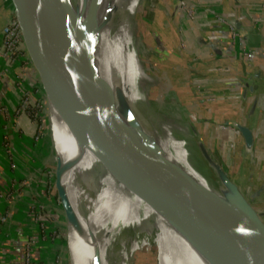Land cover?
I'll list each match as a JSON object with an SVG mask.
<instances>
[{
    "label": "crops",
    "instance_id": "crops-1",
    "mask_svg": "<svg viewBox=\"0 0 264 264\" xmlns=\"http://www.w3.org/2000/svg\"><path fill=\"white\" fill-rule=\"evenodd\" d=\"M182 2L192 7V17L181 7L175 11L176 0H160V17L149 20L150 46L176 80L178 100L211 158H215L212 159L236 183L253 208L264 213V0ZM225 21L239 25L251 49L250 60L232 40ZM25 69L32 74L29 67ZM5 82L6 86L11 85L8 80ZM0 94L9 95L10 103L13 102L10 89ZM226 121L251 129L254 141L250 152L245 151L243 138L235 128L222 127ZM2 130L7 134L8 145L13 138L11 146L24 167L17 170V165L11 162V175L16 176L18 171L21 175L14 188L15 179L5 172L7 161L2 160L0 151V194L4 200H0V264H57L56 254L66 255V241L60 240L56 233L55 218L51 220L46 214L54 203L46 197L42 183L36 182L39 164L32 167L26 154L19 155L24 148L21 131L11 125H3ZM0 149L4 150L1 143ZM27 174L34 178L31 185L34 197L30 191L23 189L20 194L18 190ZM34 203L44 207L39 219L32 212L36 210Z\"/></svg>",
    "mask_w": 264,
    "mask_h": 264
},
{
    "label": "bare ground",
    "instance_id": "bare-ground-1",
    "mask_svg": "<svg viewBox=\"0 0 264 264\" xmlns=\"http://www.w3.org/2000/svg\"><path fill=\"white\" fill-rule=\"evenodd\" d=\"M140 3L142 0H52L46 32L51 39L60 43L57 17L68 8L75 33L90 50L93 72L107 82L105 90L113 96V102L107 105L105 91L96 82L95 92L98 99L105 102L108 118L125 131H135L146 146L175 164L192 180L215 192L214 184L194 167L182 142L170 135L172 129L189 134L185 125L160 120V127L150 129L148 126L144 109L149 96L163 97L154 91L153 85L148 86L156 82L144 71L137 57L142 47L133 36L132 21L141 7ZM107 16L109 23H106ZM49 109L53 113L52 134L61 173V181L60 175H57L56 187L64 193V202L70 214L65 231L67 261L71 264H126L133 251L153 245L155 252L149 259L152 264H230L228 255L218 246L185 229L116 179L70 131L64 120L62 126L65 134H59L60 116H57L58 112L51 102ZM118 144L128 159L137 158V152L127 143L119 141ZM57 169L56 166V172ZM74 172L79 194L76 213ZM89 224L88 232L92 240L90 242L89 236L86 237L87 245L82 258L74 241ZM128 229L144 236L139 242L133 237L129 249L125 246L121 249L119 263L110 261V246L122 230Z\"/></svg>",
    "mask_w": 264,
    "mask_h": 264
},
{
    "label": "water",
    "instance_id": "water-1",
    "mask_svg": "<svg viewBox=\"0 0 264 264\" xmlns=\"http://www.w3.org/2000/svg\"><path fill=\"white\" fill-rule=\"evenodd\" d=\"M51 2L7 0L30 71L46 104L51 102L70 131L116 179L185 229L218 246L228 255L230 264H264V222L258 217H264V213L253 208L202 143L207 160L231 200L204 188L146 146L135 131H125L108 118L104 103H112L113 96L105 90L107 82L93 72L90 50L75 33L68 8L57 17L60 43L46 32ZM181 2L176 0L175 11ZM105 19L109 23V16ZM231 23L245 40L239 25ZM96 82L105 91L104 103L95 92ZM223 125L235 128L243 138L245 151L252 150L254 140L248 126L229 121ZM119 141L135 150L137 158L128 159ZM56 191L66 229L70 214L64 193L57 187Z\"/></svg>",
    "mask_w": 264,
    "mask_h": 264
},
{
    "label": "rangeland",
    "instance_id": "rangeland-1",
    "mask_svg": "<svg viewBox=\"0 0 264 264\" xmlns=\"http://www.w3.org/2000/svg\"><path fill=\"white\" fill-rule=\"evenodd\" d=\"M140 8L137 11L136 16L133 17L132 21V32L133 36L139 40L141 43L142 50H140L139 53H137V57L139 62L141 63L144 71L152 77V79L155 80L156 84L152 82V84H149L148 86L154 87V91L157 92L161 97L159 98L157 96H149L148 103L146 108L144 109L148 126L150 129H154V126L160 127L159 121L164 120L165 122H169L171 124H182L185 125L188 128L189 134H185L182 132H179L177 130L172 129L170 131V135L176 139V141H181L183 147L186 148V151L188 153V156L191 160V162L194 164V167L196 170L199 171L201 175L209 179L215 186L216 191L218 194L227 200H231L230 196L225 195L226 189L223 184L218 179L215 171L213 170V167L209 163V160H207L205 156V152L202 149L201 141L198 138V135L194 132L191 122L189 121L188 115L186 111L184 110L183 106L181 105V102L178 100V90L176 89V80L172 78L171 74L168 73V67L166 65H162L161 61L157 59V52L150 46L151 44V36L150 31L148 30V26L150 25V21L156 18V16L160 17L162 13V9L160 8V0H142V3H140ZM12 17L11 16V10L8 6L7 0H0V21H5L6 18ZM140 22H143L141 26H139ZM147 24H146V23ZM2 25V22L0 24V27ZM151 26V25H150ZM3 27V26H2ZM1 27V28H2ZM0 52H1V44H0ZM156 52V53H155ZM2 61V59L0 60ZM8 63L4 64V62H0V87L4 83L5 85H2L3 87L0 89L1 93L3 91H6L7 89H10L15 97L13 105H7L5 104L7 101V98L4 94V97L6 98L5 102L4 100L0 101V127H3V125H8V127L11 125L13 128L16 129V131H21L19 134H23V141L22 145L26 149H29L28 151H25L24 148L21 150L20 156H24V154L27 155V157L30 159V165L39 164V179L36 181L37 183L40 181L42 188L44 187L43 184H45L47 187L44 189V192L46 193V197L52 200L54 203L51 204L52 210L49 213H46L49 215L50 219L55 218L53 221L57 224L55 226L56 233L58 234V237L60 240H66L65 235V220L62 215V210L60 208L58 197H57V191H56V185H55V174L60 175V181H61V173H60V166H59V158H58V151L57 147H55V154H56V162H57V171H55L56 164L54 163V147H53V126H52V119L50 112V102L46 104L44 100V96L42 91L40 90L38 84L34 80V76L32 74H29V71L25 70V67H29V65H20L18 67L7 65ZM15 67V69H11ZM26 72H28V75H26ZM6 80H8L11 85L6 86ZM25 84V83H28ZM25 84V88L27 92H24L26 95L24 97L21 96L20 90H22L23 85ZM175 86V87H174ZM9 87V88H7ZM20 93V96H19ZM26 97H28L27 102L25 104L26 109L22 110L20 108V105H23L24 102L21 103V100H24ZM23 98V99H22ZM18 105V106H17ZM19 107V109H18ZM9 108V109H8ZM18 109V111H17ZM8 110V111H7ZM9 113V114H8ZM49 114V115H48ZM57 116H60L57 114ZM10 118V119H9ZM56 117H54L55 119ZM60 121V131H62L63 134H65L63 126H62V118L61 116L58 117ZM3 123V124H2ZM54 124V122H53ZM3 130L0 129V132ZM159 131L163 133V130L159 128ZM31 132V133H30ZM17 133V132H16ZM31 134V135H30ZM13 136V135H12ZM11 136V137H12ZM11 141H14L13 138H11ZM9 141V139H8ZM10 144H7V147L4 150L0 149L2 153V160L7 161V167L5 168V172L7 175L13 179H15V185L14 188H17V183L21 177L19 174V171L17 172V175L14 176V174L11 175L10 170L13 169L10 167L11 162L15 165H17V170L24 167L23 166V160L21 158H18V155L16 153V150L13 149ZM28 145V146H27ZM11 149V150H10ZM12 152H10V151ZM39 150L40 152H34ZM26 152V153H25ZM210 155V153H209ZM211 156V155H210ZM215 159L214 157H212ZM25 160H27L25 158ZM41 162V164H40ZM73 167V166H72ZM74 170V168H73ZM215 173V174H214ZM24 179V182L21 183V187L18 188L19 193L21 190L24 189L23 192H25V188L28 189L31 187L32 182H34L33 175H29ZM31 182V183H30ZM23 185V186H22ZM77 183H76V177L74 172V210L75 213L77 211V206L79 203V194H77ZM62 187V182H61ZM224 188V189H223ZM18 193V195H19ZM21 194V193H20ZM31 196H33V193H31ZM31 199H34L32 198ZM1 201H4L3 198H0ZM51 202V203H52ZM41 205V204H40ZM117 206H119L117 204ZM44 210V207L41 205V211ZM74 213V215H75ZM257 214V213H255ZM73 215V216H74ZM263 222L264 217L258 216ZM52 220V219H51ZM91 224H89L86 228L82 229L74 241L76 250L79 252L80 255H82V258L85 255V247H86V237L89 236V240L91 242L92 236L88 232L89 227ZM67 228V227H66ZM144 234L138 233L137 231H134L132 229L128 230H122L121 233L116 237L115 243H113L110 246V253L108 255V258L112 262L119 263L120 262V251L124 247L127 250L130 247V242L133 237L139 242ZM121 244V245H120ZM66 255L65 257L61 254H56L57 258V264H71L72 262L67 261L68 260V247L66 243L65 248ZM155 252L153 245L143 246L142 248L136 249L133 251L130 255V258L126 264H152L150 263V257ZM119 255V256H118Z\"/></svg>",
    "mask_w": 264,
    "mask_h": 264
},
{
    "label": "built area",
    "instance_id": "built-area-1",
    "mask_svg": "<svg viewBox=\"0 0 264 264\" xmlns=\"http://www.w3.org/2000/svg\"><path fill=\"white\" fill-rule=\"evenodd\" d=\"M180 7H181V9H183L187 13V15H189L190 17L193 16L194 11H193L191 6L186 5L185 3L181 2ZM225 22H227V24H228L229 32H230L232 40L238 46H240L243 56H245L248 60H250L252 57L250 47H248L246 45L245 40L243 39L242 35L233 26L231 21H229V22L225 21ZM0 44H1L0 60L2 59V61H0L1 64H2V62H4V64L8 63L7 65L10 64L11 66H15L19 62H21L24 65L28 64L26 57H25V54H24V51H23L22 46H21V41H20V37H19L16 25H15V22H14L12 17H8L5 19V23H4L2 30H1ZM25 84L29 85V82L25 83ZM25 84L23 85L22 90H20L22 97H24L26 95L24 92H27V90L25 88L26 87ZM20 93H19V96H20ZM27 99H28V97H26L24 100H21V103L24 102L23 105H20V108L22 110L26 109L25 104L27 102ZM18 109H19V107H18ZM18 109H17V111H18ZM222 127H228V126L222 125ZM20 187H21V184H20ZM25 190L27 192L28 191H30V192L35 191L31 187H29L28 189L25 188ZM2 196H3V194H0V198ZM33 205L35 206L36 204L34 203ZM35 208H36V210H33L32 212L34 214V217L39 219L40 215L42 214L41 205L38 204V205H36ZM27 258H28V256H27Z\"/></svg>",
    "mask_w": 264,
    "mask_h": 264
},
{
    "label": "trees",
    "instance_id": "trees-1",
    "mask_svg": "<svg viewBox=\"0 0 264 264\" xmlns=\"http://www.w3.org/2000/svg\"><path fill=\"white\" fill-rule=\"evenodd\" d=\"M1 22H2V25H1V27L4 25V23H5V21L3 20V21H0V24H1ZM0 27V41H1V30H2V28ZM22 63L21 62H19V63H17L16 65H15V67H18V66H20ZM15 67H13V68H11V69H15ZM25 70H27V69H25ZM30 74V73H29ZM26 75H28V72H26ZM2 85H4V83L2 84ZM1 85V87H0V89L3 87ZM0 93H1V90H0ZM6 100V98L3 96V94L1 95L0 94V101H2V100ZM14 99H15V97L12 99L13 100V102L11 101V103H10V98L8 97L7 98V102L5 103V104H7L8 106L9 105H13V103H14ZM5 100H4V102H5ZM15 104V103H14ZM1 120V119H0ZM3 124V123H2ZM3 127H0V129H2ZM7 134L5 133V132H1V136H0V143H1V146H3L4 147V150L6 149V147H7V144H8V140L5 138V136H6ZM5 138V139H4ZM35 152H40L39 150H37V151H35ZM18 154V153H17ZM44 185V189L47 187L45 184H43Z\"/></svg>",
    "mask_w": 264,
    "mask_h": 264
}]
</instances>
